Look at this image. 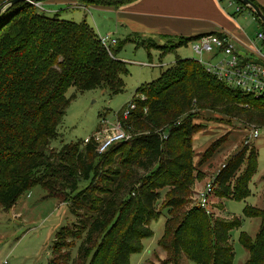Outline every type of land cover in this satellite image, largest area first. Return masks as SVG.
I'll return each instance as SVG.
<instances>
[{"label": "trees", "instance_id": "16d2710c", "mask_svg": "<svg viewBox=\"0 0 264 264\" xmlns=\"http://www.w3.org/2000/svg\"><path fill=\"white\" fill-rule=\"evenodd\" d=\"M71 1L118 8L136 0ZM235 1L264 29L250 7ZM31 6L23 0L0 12V25L24 13L10 27V40H0V208L7 211L34 186L57 197L71 194L69 210L75 221L56 232L47 264H129L130 254L140 251L141 240L151 235L149 221L160 215L155 203L167 188L163 209L168 217L158 241L167 256L158 264H180L182 255L196 264H233L230 231L240 225V218H214L196 204L179 217L178 210L194 180L189 149L195 129L188 115L200 105L264 127V96L229 87L196 59L177 58L157 81L136 88L130 101L136 107L127 118L121 117L126 107L117 112L125 129L142 124L143 132L130 140L135 147L133 156L122 158L109 176L100 175L98 162L110 160L129 140L113 144L103 153L96 152L93 140L83 146L69 142L52 150L50 143L58 137L57 127L70 101L77 93L96 88L107 89L111 95L122 91L127 67L116 53L133 36L140 38L133 41L137 45L158 46L166 52L204 35L158 45L153 38L133 33L123 42L117 40L108 51L85 21L60 19L31 10ZM70 87L74 91L66 96ZM219 145L214 141L204 155L210 157ZM256 158L254 146L230 155L213 176L215 196L247 197ZM101 180L109 187L100 185ZM254 207L246 206L243 211L246 217L260 219L254 238L245 232L239 236L248 252L244 264H264V208Z\"/></svg>", "mask_w": 264, "mask_h": 264}, {"label": "rangeland", "instance_id": "374dc122", "mask_svg": "<svg viewBox=\"0 0 264 264\" xmlns=\"http://www.w3.org/2000/svg\"><path fill=\"white\" fill-rule=\"evenodd\" d=\"M5 1L0 0V5ZM222 2L229 8L239 6L235 0H222ZM33 6L31 10L36 9L47 15H57L60 19L77 23L85 21L98 35L108 33L119 42H123L127 37V34L120 29L115 30L114 20L109 13L95 9L94 5L86 6L73 3L71 0H40ZM234 14L239 18L240 23L245 24L243 16L249 18L246 22L247 32L255 36L258 25L254 15L247 9H241V12L235 11ZM23 15L24 13L17 14L11 21L0 25V40H10V27L12 29ZM137 35L141 38L148 37L139 33ZM133 39L136 41L140 38L133 36ZM153 39L158 45H164L168 44L166 43L168 40L175 42L178 38L169 36L153 37ZM133 41H125L116 53V58L124 61L127 67V73L123 77L122 91L111 95L107 89L96 88L77 93L67 106L57 127L58 137L50 143L52 150L57 151L62 144L76 141L83 146V139L91 137L95 132H100L101 136L110 132L116 121H119L117 112L127 107V103L135 95L136 88L157 81L161 73L171 67L177 58L209 60L208 53L199 55L192 51L191 41L174 50L167 49L166 52L161 51L158 46L145 48ZM73 91V87L68 88L66 96H70ZM138 96L144 95L138 94ZM188 117L195 129L189 149L194 180L189 185L186 201L178 210L179 217L196 204V191L203 188L209 180H213L214 174L230 155L245 147L254 146L257 151L256 170L247 183L249 192L247 197L218 198L213 193L209 198L214 218L231 219L233 216L240 218V225L230 231V242L234 250L233 264H244L248 258V252L239 242V236L245 232L250 236L249 238H254L259 230L260 219L246 217L243 211L246 206H255L256 210L264 208V127L259 126L254 120L205 110L200 105L194 106ZM142 128H144L142 124H136L135 127L131 125L125 129L131 135L129 142L117 150L110 160L103 159L98 162L100 175L109 176L118 168L122 158L129 156V159L133 156L135 147L131 146L130 140L142 133ZM254 129L258 131V136L255 138L252 137ZM214 141H218L220 145L210 157H206L204 152ZM243 168L244 165L241 169ZM99 184L109 187L103 180ZM167 190V188L161 190L160 199L155 203V210L159 211L160 215L149 221L151 235L141 240L140 251L130 254L129 264H150V262L158 264V260H161L159 254L162 250L158 246V241L164 232L165 220L168 217L167 210L163 209L168 198ZM96 196L101 194L98 193ZM71 198V194H63L59 197L48 195L44 188L34 186L22 193L7 211L0 208V258L7 256L8 264H47L51 257V245L56 232L75 221V217L69 210ZM215 206L220 211L216 210ZM165 256H167L166 253ZM181 261L182 264H196L185 255H182Z\"/></svg>", "mask_w": 264, "mask_h": 264}, {"label": "crops", "instance_id": "0c3cea01", "mask_svg": "<svg viewBox=\"0 0 264 264\" xmlns=\"http://www.w3.org/2000/svg\"><path fill=\"white\" fill-rule=\"evenodd\" d=\"M255 2L264 10V0ZM93 7L109 13L114 20L115 30L120 29L127 36L139 33L148 36L147 38H188L215 33L225 34L233 38L240 55L258 58L257 52L264 54L263 41L257 38L258 32H263L264 29L256 17L254 16V20L258 29L256 35L252 36L246 27L249 18L242 15L245 24L240 23L234 14L237 6L229 8L222 0H136L118 8ZM159 257L163 259L165 252L162 251Z\"/></svg>", "mask_w": 264, "mask_h": 264}, {"label": "built area", "instance_id": "2783aa9c", "mask_svg": "<svg viewBox=\"0 0 264 264\" xmlns=\"http://www.w3.org/2000/svg\"><path fill=\"white\" fill-rule=\"evenodd\" d=\"M35 5H37V2ZM241 9L240 6L236 7V11ZM99 38L108 51L117 42L108 33L99 35ZM257 38L263 41L264 44L263 32H258ZM233 41V38L229 35L209 34L192 40L191 49L199 55L204 52L209 54V60L203 61L200 58L198 62L219 81L243 93L264 96V55L257 52L259 54L258 58L244 57L236 50ZM140 99H144V96H140ZM135 107V102L128 103L127 107L122 111L121 117L123 119L127 118L130 111L134 110ZM257 136V129L252 130V137L255 138ZM130 138L131 135L121 125V122L116 121L111 131L104 136H101L100 132H95L91 137L84 138L82 143L85 145L93 140L96 143V152L103 153L111 145L127 141ZM213 187V180H209L203 188L196 192V205L203 208L206 213L214 215L212 206L210 207L209 204V198L213 194ZM0 264H8V257L0 258Z\"/></svg>", "mask_w": 264, "mask_h": 264}, {"label": "water", "instance_id": "95a60500", "mask_svg": "<svg viewBox=\"0 0 264 264\" xmlns=\"http://www.w3.org/2000/svg\"><path fill=\"white\" fill-rule=\"evenodd\" d=\"M20 1H23V0H10L9 2H7L5 5H3L1 7L0 12L2 11V9H5L6 6L12 5V4L17 3V2H20ZM25 1L30 2L32 4H35L36 2H38L40 0H25ZM238 1L242 5L247 6V7H250L253 10V12L255 13V15L257 16V18L260 19L261 22L264 25V14H263L261 8L256 3H254L251 0H238Z\"/></svg>", "mask_w": 264, "mask_h": 264}]
</instances>
